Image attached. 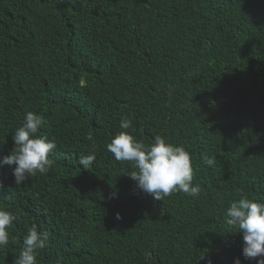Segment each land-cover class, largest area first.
<instances>
[{
    "label": "trees",
    "instance_id": "trees-1",
    "mask_svg": "<svg viewBox=\"0 0 264 264\" xmlns=\"http://www.w3.org/2000/svg\"><path fill=\"white\" fill-rule=\"evenodd\" d=\"M29 111L54 164L21 185L0 167V208L16 216L0 264L33 225L48 234L37 264L260 258H244L226 210L241 194L264 201V0H0V158ZM120 131L183 145L199 195L140 190L107 151Z\"/></svg>",
    "mask_w": 264,
    "mask_h": 264
},
{
    "label": "clouds",
    "instance_id": "clouds-1",
    "mask_svg": "<svg viewBox=\"0 0 264 264\" xmlns=\"http://www.w3.org/2000/svg\"><path fill=\"white\" fill-rule=\"evenodd\" d=\"M44 118L36 112L29 111L24 116L21 126L12 133L14 147L9 154L0 158V167L15 165L12 171L16 185L25 183L37 174L45 175L54 164L50 153L57 147L54 140L47 135H39L44 126ZM120 127L124 130L132 127L130 118H122ZM107 151L117 161L132 162L136 170L130 177L137 182V187L154 200L163 201L173 193L183 192L198 196L201 189L193 185L192 157L183 145H174L161 135H156L153 142L145 145L127 131L114 135L106 145ZM205 164L212 166L215 157L202 156ZM95 161V153L79 158V163L88 169ZM2 187V184H0ZM117 219L120 214H116ZM226 224L229 229L243 233V251L245 259H257L256 264H264V201L249 198L241 194L238 200L230 203L226 210ZM16 216L0 208V248L9 243L8 229L13 225ZM231 232V231H230ZM48 243V234L37 230L33 225L23 237L19 256L13 264H37L39 250ZM234 264H241L236 258Z\"/></svg>",
    "mask_w": 264,
    "mask_h": 264
}]
</instances>
